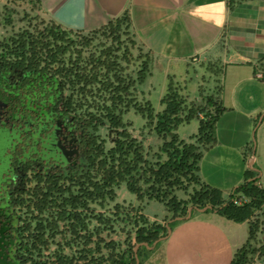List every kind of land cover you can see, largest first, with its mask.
<instances>
[{
	"label": "trees",
	"instance_id": "16d2710c",
	"mask_svg": "<svg viewBox=\"0 0 264 264\" xmlns=\"http://www.w3.org/2000/svg\"><path fill=\"white\" fill-rule=\"evenodd\" d=\"M152 70L126 13L81 32L43 18L39 0H0V93L26 121L43 120L51 108L72 132L75 156L27 168L8 187L0 203V264H135L134 247L167 232L141 213L150 201L162 204L168 219L211 206L207 211L246 223L247 238L229 264H264V189L256 173L245 172L226 196L199 175L225 111L218 86L190 97L185 80L168 76L155 110L139 90ZM130 111L143 121L140 134L162 140L155 151L133 135ZM193 119L197 133L179 140L177 127ZM121 185L137 207L115 201ZM144 249H137L139 263Z\"/></svg>",
	"mask_w": 264,
	"mask_h": 264
},
{
	"label": "crops",
	"instance_id": "0c3cea01",
	"mask_svg": "<svg viewBox=\"0 0 264 264\" xmlns=\"http://www.w3.org/2000/svg\"><path fill=\"white\" fill-rule=\"evenodd\" d=\"M39 3L43 18L72 31L96 30L126 13L136 41L153 59L150 79L160 71L163 88L168 76L189 69L218 81L203 89L210 93L218 86L225 111L215 124V143L200 161V178L226 196L251 170L264 189V82L255 78L257 65L264 64V0ZM168 217L165 212L156 223L166 226ZM170 223V233L155 244L164 246V264H229L247 238L246 223H233L215 211L192 209L189 218Z\"/></svg>",
	"mask_w": 264,
	"mask_h": 264
},
{
	"label": "flooded vegetation",
	"instance_id": "af4514ba",
	"mask_svg": "<svg viewBox=\"0 0 264 264\" xmlns=\"http://www.w3.org/2000/svg\"><path fill=\"white\" fill-rule=\"evenodd\" d=\"M18 89V86H17ZM0 93V203L8 187L27 168L53 166L57 159L71 163L72 132L59 126L49 112L35 123L22 114L15 116ZM14 115H13V114ZM31 121V122H30ZM55 159V160H54Z\"/></svg>",
	"mask_w": 264,
	"mask_h": 264
},
{
	"label": "rangeland",
	"instance_id": "374dc122",
	"mask_svg": "<svg viewBox=\"0 0 264 264\" xmlns=\"http://www.w3.org/2000/svg\"><path fill=\"white\" fill-rule=\"evenodd\" d=\"M203 74L199 73L197 76L193 72V69H189L183 73H179L175 76L176 79L179 80H185L187 84V90L188 94L193 96V94L197 95L199 90H205L207 88H210L211 81L207 79V76L204 77ZM165 88L162 87V80H161V72L156 70L153 73V77L150 79L148 78L145 82H143L139 86V90L144 94V97L149 101L153 109L159 110V100L160 97L165 93ZM201 88V89H200ZM160 94V97H159ZM194 95V96H195ZM125 119L129 122H131L132 125V133L133 135L140 137L142 136V140L144 145L150 146V149L152 151H155L161 144L162 140L155 137L154 135H147L146 132L143 134H140L143 126V121L140 118V116L135 115L132 111L128 112L125 116ZM198 128V121L196 119L191 120L187 124H181L177 127L175 134L177 135V138L181 141H188L191 139L192 136H194L197 133ZM3 147V143H0V149ZM209 176H214L212 172L209 170ZM235 187V186H234ZM233 187V188H234ZM116 199L115 201L117 203H124L127 205L132 206H138V203L136 202L133 195H131L124 185L119 186V188L116 189ZM142 212L145 215V217L148 220H151V222H157L161 221L165 216V209L162 204L150 201L141 204ZM172 224V223H169ZM170 228V225H169ZM158 243L156 246L149 245V247H144L143 255H140V263L139 264H164V250L162 246H159Z\"/></svg>",
	"mask_w": 264,
	"mask_h": 264
},
{
	"label": "water",
	"instance_id": "95a60500",
	"mask_svg": "<svg viewBox=\"0 0 264 264\" xmlns=\"http://www.w3.org/2000/svg\"><path fill=\"white\" fill-rule=\"evenodd\" d=\"M254 148H255V142H254ZM254 148H253V152H254ZM192 209H195V210H198V211H206V210H210L211 209V206H206L202 209H197L196 207H189L187 209V213H186V216L185 217H176L174 219H171L167 224H166V230H167V234L170 233V228H169V223L171 221H175V220H179V219H183V218H189L190 217V214H191V211ZM166 238V236L164 237H161V238H158L156 241H154L152 243V247L155 246V244L159 241H161L162 239ZM140 246H143V247H149L147 243H141V244H137L135 247H134V257H135V264H138L139 263V260L137 258V249L140 247Z\"/></svg>",
	"mask_w": 264,
	"mask_h": 264
},
{
	"label": "built area",
	"instance_id": "2783aa9c",
	"mask_svg": "<svg viewBox=\"0 0 264 264\" xmlns=\"http://www.w3.org/2000/svg\"><path fill=\"white\" fill-rule=\"evenodd\" d=\"M255 78L264 82V64L263 65H257ZM255 264H259L258 262Z\"/></svg>",
	"mask_w": 264,
	"mask_h": 264
}]
</instances>
